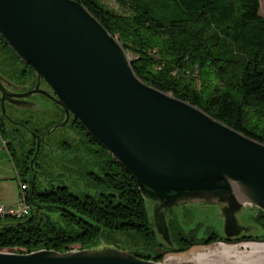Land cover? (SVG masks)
Returning <instances> with one entry per match:
<instances>
[{"label":"water","instance_id":"95a60500","mask_svg":"<svg viewBox=\"0 0 264 264\" xmlns=\"http://www.w3.org/2000/svg\"><path fill=\"white\" fill-rule=\"evenodd\" d=\"M0 38L36 78L24 90L0 74V121L7 134L6 121H14L5 103L31 110L37 104L28 96L41 94L63 114L51 128L31 131V211L46 207L31 196L39 143L71 116L151 202V223L164 246L173 247L165 209L185 203L216 206L226 239L250 234L252 226L240 223L236 213L245 206L264 212L263 143L141 81L117 39L76 0H0ZM39 80L48 91L38 87ZM0 264L164 263L102 245L62 252L0 249Z\"/></svg>","mask_w":264,"mask_h":264},{"label":"trees","instance_id":"16d2710c","mask_svg":"<svg viewBox=\"0 0 264 264\" xmlns=\"http://www.w3.org/2000/svg\"><path fill=\"white\" fill-rule=\"evenodd\" d=\"M76 1L117 39L141 81L264 144V18L257 12L258 0H115L118 11L99 0ZM0 54L20 61L1 38ZM73 122L77 143L88 151L87 157L77 153L80 161L89 162V170L84 172L87 184H82L77 194L62 183H46L38 189L33 178L32 199L46 207L37 212L30 207L23 218H0V249L62 252L72 245L123 249L116 243V236L121 235L153 250L126 249L130 253L159 261L165 252H181L193 245L264 240V212L255 209L251 220L259 232L233 239L201 223L184 230L176 217L166 219L173 247H162L145 199L129 174ZM0 132L7 134L2 127ZM58 144L67 146L64 139ZM40 148L34 166L38 156L42 164L45 160ZM33 150L32 134L17 163L21 182L26 183ZM51 176L69 178L63 172ZM23 193L29 203L27 187ZM200 229L202 234H198Z\"/></svg>","mask_w":264,"mask_h":264},{"label":"rangeland","instance_id":"374dc122","mask_svg":"<svg viewBox=\"0 0 264 264\" xmlns=\"http://www.w3.org/2000/svg\"><path fill=\"white\" fill-rule=\"evenodd\" d=\"M99 1L103 3V5H105L107 8H111L116 11L119 10V8L115 3V0H99ZM257 12L260 16L264 18V0H258ZM21 65L22 64L20 63V61H16L15 59H12L8 55L6 56L0 54V68L5 74L8 75V77H11L12 82H15V80H17L18 69L21 67ZM14 86L21 87V84H14ZM24 86H27V82L25 83ZM13 91L18 92L19 89L13 88ZM39 97L40 96L35 93L28 96V98L31 100H36ZM46 106H52V105L49 102H44L39 107L42 108ZM48 113L49 112H39L36 110L20 109V112H18L16 115H13V117L17 118L18 120H20L25 124L22 123L20 126L12 124L11 125L12 135L17 138L21 137L22 138L21 140L27 143V138H29V136L32 135L31 131L41 133L45 129H47V127L50 124L53 126L58 123V117L50 115ZM61 121L62 119L59 122ZM64 127L66 133L74 134L76 132L75 128H71L68 124H64ZM60 128L61 127H56L52 129L48 134L45 135V138L49 140L53 136L56 137L59 136ZM71 134L67 136H59L60 139H64L67 142V146H62L61 144L59 145L57 142H55L56 140L53 141V151L58 156V159L56 160L53 159L51 163V168L48 170L45 176L48 179L50 178L49 182H47V185L48 183L49 185L62 183L67 185L72 192L78 194L80 192L79 187H81L82 184H87L86 175L84 172L89 170V162L84 161V159L80 161V159L77 157L78 156L77 153L81 154L82 157H87L88 151L84 149V146L82 144L80 145L79 143H77V141ZM35 163H36L35 165L36 167L34 166L35 169L40 170L42 168L41 166L42 157L38 156L35 159ZM62 172L67 174L69 178L62 179L61 176L51 178L52 174L62 173ZM36 183H37L36 187L38 189H41L43 184H39L37 181ZM17 203L15 202L13 205H9V206L14 207L17 205ZM145 204L150 217L151 202L145 199ZM255 209L256 208L253 206H245L236 213V217L240 223L244 225L252 226V230H250V234H255L259 232V228L251 220V217L254 214ZM165 217L166 219L176 217L178 222L181 224V227L184 230L191 227L194 223H201L203 225L209 226V228L213 229L215 232L222 234L221 220L218 217V211L216 209V206L211 204H201V205H195L191 203L179 204L173 207L166 208ZM6 218L8 219L9 217ZM202 233H203V229H200L198 231V234H202ZM116 243L118 246H120L123 249H128V250L138 249L146 253H151L153 251V250L151 251L147 247L144 248L142 243H140L137 240H133L131 237L118 235L116 236ZM249 244L264 245V240L263 241L242 240L235 242L213 241L206 245H193L189 247L187 250L181 252H165L162 254V257L170 256L172 262L176 260L179 261L180 264H203V263L204 264H245L241 262H235V257L232 255L228 256V255H224V253L221 254L222 252L221 247L225 246L227 248L233 249L234 252L237 253L238 255L242 254V257L245 256L247 258H254L256 260L254 264H262V263L264 264L263 260H261V262L263 261L262 263L260 262V259H264L263 256L264 249L257 250V252L256 251L253 252L250 250L249 247H247ZM100 246L102 245H96L95 247H100ZM162 247L165 246L163 245ZM71 249H78V245H72ZM204 253L208 254L207 255L208 259L206 257L201 261H197L196 259L193 258L196 255H201ZM252 255L253 257H251Z\"/></svg>","mask_w":264,"mask_h":264},{"label":"flooded vegetation","instance_id":"af4514ba","mask_svg":"<svg viewBox=\"0 0 264 264\" xmlns=\"http://www.w3.org/2000/svg\"><path fill=\"white\" fill-rule=\"evenodd\" d=\"M29 73L28 71L25 70L24 67H21L18 69V73H17V80H15V82H12L11 80V77H8L7 74H5L2 69L0 68V74L1 76H3L5 79H7L8 81L11 82L12 85L14 84H21V87H25L24 90H28V89H31L36 81V78L34 76V74H27ZM27 82V86H24L25 83ZM38 87L40 89H43V90H46L48 91V88L47 86L45 85V83L42 81V80H39L38 82ZM40 97L36 100H33L37 106L35 109H31V110H36V111H39V112H49L48 114L50 115H57L58 117V123L61 119H63V114L60 110V108L55 105L52 101H50L47 97L41 95V94H38ZM42 98V99H41ZM44 102H49L51 103L52 106H46V107H42L40 108L39 106H41L42 103ZM6 105H9V104H6L5 103V111L6 113L9 115V117H11V119L14 121L12 123L14 124H17L18 126H20L23 122H21L20 120H18L17 118H14L13 115H16V113H18V109L11 106V108H8ZM8 109V111H7ZM49 110V111H48ZM6 121V120H5ZM74 119L69 116L67 121L65 122V124H68L71 128H75V124H74ZM8 123V121H6ZM24 124V123H23ZM0 125L1 124V121H0ZM49 126L52 127V125L50 124ZM50 127V128H51ZM64 125L59 129V136H67V135H70L71 133H66L65 132V129H64ZM76 132H77V129L75 128ZM51 131V130H50ZM74 133V134H71L75 140H78L77 138V133ZM58 136V138L56 139L55 142H59L60 140V137ZM43 137V141L41 143H39V145H41V148H42V152L44 153V161H43V164H42V168L40 170H37L35 171L34 173V178H36V181L39 180V183L41 184H46L50 178L48 179L46 176H45V173L48 172V170L51 168V157H54L56 159H58V156L55 154V152L53 151V141L52 140L53 138L51 139H46L45 138V135L42 136ZM63 138V137H62ZM53 158V159H54Z\"/></svg>","mask_w":264,"mask_h":264},{"label":"crops","instance_id":"0c3cea01","mask_svg":"<svg viewBox=\"0 0 264 264\" xmlns=\"http://www.w3.org/2000/svg\"><path fill=\"white\" fill-rule=\"evenodd\" d=\"M6 106L11 108L10 105ZM17 112H20V109H18ZM53 116L57 115L55 114ZM12 124L14 123L8 122L11 136L8 134L4 135L0 132V203L6 206L13 205L19 200L20 177L17 173V163L20 164V160L23 158V152L25 148L29 146L32 137V135H30L29 138H27V143H25L21 140V137L17 138L13 136L11 133ZM0 127L6 131L3 125ZM52 138V140H56L58 136H53Z\"/></svg>","mask_w":264,"mask_h":264},{"label":"built area","instance_id":"2783aa9c","mask_svg":"<svg viewBox=\"0 0 264 264\" xmlns=\"http://www.w3.org/2000/svg\"><path fill=\"white\" fill-rule=\"evenodd\" d=\"M20 195L19 200L16 206H6L0 203V218L3 217H14V218H23L30 212V204L25 199V194L23 190L26 189V183L19 180ZM170 256L161 257L159 262L164 264H180L179 261L172 262Z\"/></svg>","mask_w":264,"mask_h":264},{"label":"bare ground","instance_id":"6f19581e","mask_svg":"<svg viewBox=\"0 0 264 264\" xmlns=\"http://www.w3.org/2000/svg\"><path fill=\"white\" fill-rule=\"evenodd\" d=\"M220 246H222V245H220ZM247 247H249L250 248V250L251 251H256L257 252V250H262V249H264V245H255V244H249ZM219 250V249H218ZM221 250H222V252H221V254H223L224 253V255H228V256H234L235 257V262H241V263H245V264H254L255 263V259L254 258H247V257H242V254L241 255H238L237 253H235L234 252V250L233 249H230V248H227V247H225V246H222L221 247ZM262 253V252H261ZM247 254V253H246ZM250 254V253H249ZM207 253H204V254H201V255H196V256H194L193 258L194 259H196L197 261H201V260H203L204 258H206L207 257ZM255 255H257V254H255ZM247 256H249V255H247ZM264 256V255H263ZM251 257H253V255L251 256ZM258 257V256H257ZM256 258V257H255ZM263 258V257H262ZM207 259H208V257H207ZM260 259V258H259ZM258 259V260H259ZM193 260V259H192ZM257 260V261H258ZM261 260H263L264 261V259H260V262H261ZM262 261V262H263ZM203 262V261H202ZM261 262V263H262ZM204 264V263H203ZM263 264V263H262Z\"/></svg>","mask_w":264,"mask_h":264}]
</instances>
